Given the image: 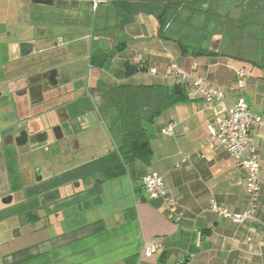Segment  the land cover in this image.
I'll return each mask as SVG.
<instances>
[{"label":"crops","instance_id":"obj_1","mask_svg":"<svg viewBox=\"0 0 264 264\" xmlns=\"http://www.w3.org/2000/svg\"><path fill=\"white\" fill-rule=\"evenodd\" d=\"M80 1L0 3V264H264V127L251 132L260 192L255 218L244 223L211 209L215 202L243 212L248 195L242 168L223 146H209L206 130L238 97L264 114L262 52L253 42L234 40L236 52L221 51L226 43L205 40L201 35L215 32L214 26L195 12L184 11L182 22L185 32L189 26L197 32L190 35L198 45L174 38L164 0H86L91 7L118 4L117 28L126 38L112 44L105 36L102 48L112 47L105 64H91L93 75L83 77L75 65L82 46L77 19L46 17L60 10L71 17ZM98 26L111 31L107 23ZM118 51L119 67L112 69ZM127 61L146 70L125 76ZM193 62L194 74L224 90L223 99L204 102L189 81L169 75L171 64L189 71ZM49 68L56 69L58 85L65 81L66 92L42 106L40 98L24 93L25 80ZM237 69L246 73L245 86L229 90ZM85 79L92 92L101 84L183 85L188 99L147 127L151 158L124 163L98 112L101 102L73 105L86 95ZM67 108L76 113L68 116ZM168 122L174 123L172 135L161 132ZM152 171L161 176L165 197H149L140 183ZM149 245L157 249L146 256Z\"/></svg>","mask_w":264,"mask_h":264},{"label":"built area","instance_id":"obj_2","mask_svg":"<svg viewBox=\"0 0 264 264\" xmlns=\"http://www.w3.org/2000/svg\"><path fill=\"white\" fill-rule=\"evenodd\" d=\"M140 58L139 56L138 61L141 60ZM196 67V62L191 64L189 71L171 64L168 71L171 77L176 78L180 82L189 81L196 96L204 102L209 103L223 99L225 95L224 90L212 86L207 78L194 74ZM150 71L152 73L156 72L155 69H151ZM245 78V71L237 69L229 90L242 89L245 86ZM256 126L264 127V114L252 112L248 102L243 97H238L232 103L226 115L215 117L206 124V130L209 135V146L212 147L214 144L223 146L244 172L248 205L243 212H232L228 207L215 202L211 204V209L215 213L234 223H244L248 220H253L258 205L260 164L251 133L252 129ZM161 132L165 135H172L174 133V123L168 122L161 128ZM185 159L186 157L181 159V161ZM140 183L144 186L149 197L166 196L163 180L156 172L152 171L143 175ZM168 201H171V199H168ZM176 218L179 219L180 216L178 215ZM156 249L157 245H149L145 248L144 254L151 256Z\"/></svg>","mask_w":264,"mask_h":264},{"label":"flooded vegetation","instance_id":"obj_3","mask_svg":"<svg viewBox=\"0 0 264 264\" xmlns=\"http://www.w3.org/2000/svg\"><path fill=\"white\" fill-rule=\"evenodd\" d=\"M173 1H179L177 7L181 6L186 14L195 12L198 15L197 18L201 21L206 20L210 22L209 26L211 24L213 27L217 23L220 29L222 28L224 30L218 31L214 29L215 32L211 34H202L201 36L205 40L209 38L213 39L212 42L218 40H234L244 45L257 41L260 44L259 46H261L259 52H262L264 55V49L262 51V47H264V0H168L167 2L173 4ZM103 29L99 26H94L92 30L88 27L87 29H82L79 33L80 44L82 43V46L79 48L81 50H79L80 54L77 59L85 60L88 64L85 69L81 68L83 77L87 72V68H91V58L93 56H101L106 51L101 46L106 33V31L103 32ZM85 42L87 51L84 46ZM111 49L112 47L108 50L111 52ZM94 68L101 69L95 66ZM83 82L86 88V95L75 101L73 105L78 104L79 101L83 103L86 100H89L91 104L101 102V91L95 90L92 92L89 89L86 79ZM64 83L65 81H61L58 85L56 69L49 68L41 73L26 76L24 93H26L29 99L33 97L40 98L39 102L44 106L60 98L66 92ZM38 89H41V95H38ZM75 113V109L74 112L73 109L72 111L69 109L67 115L73 116ZM27 133L25 130L21 135L26 136ZM30 135L35 136L34 134Z\"/></svg>","mask_w":264,"mask_h":264},{"label":"trees","instance_id":"obj_4","mask_svg":"<svg viewBox=\"0 0 264 264\" xmlns=\"http://www.w3.org/2000/svg\"><path fill=\"white\" fill-rule=\"evenodd\" d=\"M177 8L179 1L169 4ZM170 1V0H169ZM179 46H181L179 44ZM115 47L114 50H118ZM110 50L101 56H93L91 64L101 68ZM144 65L124 63V74L130 76L138 71H145ZM100 116L112 138L116 141L124 163L134 160L148 161L152 149L147 136V127L152 125L162 111L177 102L186 101L188 95L182 85L163 84H119L115 86L101 84Z\"/></svg>","mask_w":264,"mask_h":264},{"label":"rangeland","instance_id":"obj_5","mask_svg":"<svg viewBox=\"0 0 264 264\" xmlns=\"http://www.w3.org/2000/svg\"><path fill=\"white\" fill-rule=\"evenodd\" d=\"M4 0H0V3H2ZM74 4H78V6H75L74 10H71L70 12L72 13V16H68V15H64V13L60 10L59 12H56V15L54 14V16H51V14H48L47 20L49 21H53L54 19H58L59 21L62 22V20H66L72 17H75V20L77 19V32L75 35H78L80 33V31L82 29H87L88 27L92 28L98 25H102L107 23L109 25V27H107V30H111V31H106V28L103 29V32L106 31L105 36L106 38L108 37V39L110 38L111 43L114 44L115 42H119L122 39L126 38V35L124 34L123 37L121 36V33L119 31V29L117 28V21H118V17H119V13H120V6L118 4H115L113 2L111 3H106V4H100L98 7H91V3L87 2L86 0L83 1L81 0L80 2L74 3ZM167 10L171 13V14H166L167 19L170 21V23L172 24L171 30L168 31V34L173 35L174 38H182L183 40L189 41L190 40V44L195 46L198 45V42L196 41V38H194L193 36L197 35V32L195 30H193V28H191L190 26L187 27V31L185 32V27L186 25L182 22V13L184 12L183 9H180V11H176L175 15H172L173 11L175 10L174 7L172 5L166 6ZM115 14V15H114ZM34 17V13L32 14ZM63 20V21H64ZM114 25V27H112L111 25ZM116 24V26H115ZM219 27V28H217ZM214 29L218 30V31H224L222 28L220 29V26L217 25V23L214 24ZM190 34H193V36H191ZM225 34V33H224ZM187 36V37H186ZM122 37V39H121ZM224 43H226L227 47L224 46V44L222 43V46L220 47L221 51H226V52H236L237 49L234 47H239L240 45L239 43L236 44H230L232 43L230 40H224ZM253 44L255 45L254 50H256V52H258V50L261 49V46L258 45L257 41H254ZM216 45V44H214ZM213 45V46H214ZM244 45V44H242ZM234 46V47H232ZM245 46V45H244ZM85 49L87 51V47L85 46ZM264 47H262V51H263ZM120 51L117 52V54H115V58H113L112 63H113V68H118L119 64H120ZM127 55V54H125ZM251 55H254L251 53ZM249 55V56H251ZM255 56V55H254ZM254 58V57H252ZM244 62V61H242ZM248 64V62H246ZM75 65L76 67L81 71V68L85 69L88 64L86 63L85 60L82 59H78L77 61H75ZM92 67L91 68H87V72L86 73H90L89 77L91 78V72H92ZM89 117H91V119H99L97 114H93V113H89Z\"/></svg>","mask_w":264,"mask_h":264},{"label":"water","instance_id":"obj_6","mask_svg":"<svg viewBox=\"0 0 264 264\" xmlns=\"http://www.w3.org/2000/svg\"><path fill=\"white\" fill-rule=\"evenodd\" d=\"M166 3V2H165ZM258 43V42H257ZM258 45H260L259 43H258Z\"/></svg>","mask_w":264,"mask_h":264}]
</instances>
